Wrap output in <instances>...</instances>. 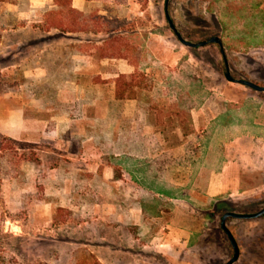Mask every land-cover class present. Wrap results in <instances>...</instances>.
I'll use <instances>...</instances> for the list:
<instances>
[{"label":"rangeland","instance_id":"obj_1","mask_svg":"<svg viewBox=\"0 0 264 264\" xmlns=\"http://www.w3.org/2000/svg\"><path fill=\"white\" fill-rule=\"evenodd\" d=\"M30 1L0 0V118L37 119L34 141L0 135V264H226L221 216L264 208V92L227 81L218 46H183L165 0ZM168 15L264 87V0ZM224 166L246 193L206 199ZM226 227L234 264H264V216Z\"/></svg>","mask_w":264,"mask_h":264},{"label":"crops","instance_id":"obj_2","mask_svg":"<svg viewBox=\"0 0 264 264\" xmlns=\"http://www.w3.org/2000/svg\"><path fill=\"white\" fill-rule=\"evenodd\" d=\"M43 1L41 0H31L30 3H38L41 4ZM82 0H72V9L76 10L78 12H80L82 6ZM130 104V105H129ZM132 103H129V101L126 103V107L127 106H131ZM14 113V117L12 119H6V118H0V135L2 136H6L10 139L13 140H22V141H34L35 140V136H34V132L36 131V124H37V119L35 118H29L26 119L23 114L24 112L22 111V108L18 109V111L13 112ZM125 115L127 116V113H125ZM38 120H40V118H38ZM40 129L43 128L44 126V122L43 120H40ZM65 126V128L67 130H73V123L72 122H65V123H59L58 127L60 126ZM116 157V155H115ZM114 161H117L116 159H113ZM125 162H129L132 164V160L131 159H125ZM134 162V161H133ZM113 166L112 164H109L107 166L104 167V171L103 172H109V174L111 176H113ZM191 169H188V171H190ZM172 171V172H180V167H172L170 170L169 168L166 170V175H164V177L168 176V172ZM226 171H229V176L231 175V177L234 178L235 176V167H222L218 172H216V175L211 174L210 175V180L208 181V186L206 187V191L204 192L205 194V198L206 199H211L214 198L216 196H218L219 194L222 193H236L238 195L240 194H244L246 193V190L240 188V185H238V183H235V181H232V185H229L228 181H224V182H218L219 177L224 178ZM127 173V172H126ZM226 179V178H225ZM231 196V195H228Z\"/></svg>","mask_w":264,"mask_h":264},{"label":"water","instance_id":"obj_3","mask_svg":"<svg viewBox=\"0 0 264 264\" xmlns=\"http://www.w3.org/2000/svg\"><path fill=\"white\" fill-rule=\"evenodd\" d=\"M170 0H165V3H164V8H165V16H166V19H167V23L170 27V29L172 31L175 32L176 34V37L178 39V41L185 47H188V48H198L200 47L201 45L200 44H193V43H189V42H186L185 40H183L181 38V36L179 34L176 33V30L172 24V21L170 20L169 16H168V13H167V6H168V2ZM206 44H216L219 46L220 48V53L222 55V59L226 65V58H225V55H224V51L222 49V43L220 41V39L218 37H212L211 39H209L207 41ZM225 79L231 83H235V84H239V85H242V86H245L247 88H250L251 90L253 91H256V92H260V93H263L264 92V87H260V86H257L249 81H244V80H234L228 70L226 69V73H225ZM264 216V208L261 209L260 211H258L257 213H254V214H237V213H232V212H227V213H224L222 216H221V219H220V228L221 230L223 231V233L225 234L231 248H232V251H233V255L231 257V259L226 263V264H234L238 258H239V249H238V245L233 237V235L231 234V232L229 231V229L226 227V220L227 219H236V220H254V219H258L260 217Z\"/></svg>","mask_w":264,"mask_h":264},{"label":"flooded vegetation","instance_id":"obj_4","mask_svg":"<svg viewBox=\"0 0 264 264\" xmlns=\"http://www.w3.org/2000/svg\"><path fill=\"white\" fill-rule=\"evenodd\" d=\"M169 3V2H168ZM164 13H165V8H164ZM167 13H168V6H167ZM169 16V15H168ZM166 17V16H165ZM167 20V19H166ZM168 24V23H167ZM173 24V23H172ZM169 26V25H168ZM174 26V25H173ZM175 28V27H174ZM169 29H170V27H169ZM171 30V29H170ZM175 30H176V28H175ZM172 31V30H171ZM174 34H175V32L174 31H172ZM176 33L177 34H179L178 32H177V30H176ZM180 35V34H179ZM175 36H176V34H175ZM177 38V37H176ZM182 38V37H181ZM212 37H210L209 39H211ZM183 39V38H182ZM208 39V40H209ZM178 40V39H177ZM184 40V39H183ZM208 40H206V41H202V42H199V43H196V44H200L201 46H204V45H207L206 43H207V41ZM222 43V42H221ZM195 44V43H194ZM212 45H215V46H218V45H216V44H212ZM200 46V47H201ZM219 47V46H218ZM199 48V47H198ZM220 49V48H219ZM223 49V48H222ZM223 63H224V61H223ZM224 66H225V71H226V69L228 70V66H227V63H226V65H225V63H224ZM228 72H229V70H228ZM226 73V72H225ZM224 77H225V74H224Z\"/></svg>","mask_w":264,"mask_h":264}]
</instances>
